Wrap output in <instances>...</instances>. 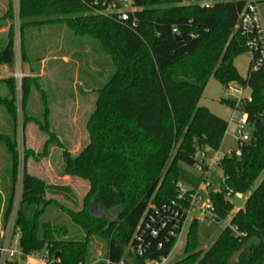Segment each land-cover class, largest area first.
<instances>
[{"label":"trees","instance_id":"16d2710c","mask_svg":"<svg viewBox=\"0 0 264 264\" xmlns=\"http://www.w3.org/2000/svg\"><path fill=\"white\" fill-rule=\"evenodd\" d=\"M92 1L18 0L22 42L27 28L63 23L76 36L96 41L111 66L108 81L94 88L97 98L87 121L88 144L77 154L63 153L62 175L90 184L83 206L76 211L47 200L48 189L64 195L71 189L48 185L23 169L18 214L22 252H47L50 264H144L171 255L186 219L181 208L188 206L193 192L179 198V163L191 167L201 163L207 172L209 166L198 156L218 151L229 127L227 120L199 105L213 78L226 88L236 83L251 90V101L243 100L242 111L253 132L240 145L241 156L232 151L217 162L227 189L209 191L208 196L224 220L234 209L226 193L248 196L206 250L202 247L218 225L192 219L183 255L168 264H264V179L253 189L264 170V64L257 72L249 70L246 78L234 64L237 56L248 52L236 29L246 0H223L209 8L182 5L180 0H138L136 26L96 13ZM13 40L0 53V65L14 68ZM34 80L23 79L24 104ZM4 82L8 89L0 96V107L13 121V129L0 132L9 157L1 180L10 182L6 196L10 205L20 163L17 85L13 76ZM221 102L236 108V102ZM33 120L49 135L44 154L58 137L47 122ZM27 155L24 151V163ZM54 206L70 218L74 232L61 217L47 218ZM93 238L106 245L98 261H90Z\"/></svg>","mask_w":264,"mask_h":264},{"label":"rangeland","instance_id":"374dc122","mask_svg":"<svg viewBox=\"0 0 264 264\" xmlns=\"http://www.w3.org/2000/svg\"><path fill=\"white\" fill-rule=\"evenodd\" d=\"M258 8L261 16L262 26L264 28V0H258ZM4 4L11 8V0H0V6ZM14 12L9 14L12 26L9 32L10 41L18 37L17 42L22 40L20 31V18L18 14V0L13 2ZM52 30L48 32V37L56 40V110L53 112L40 109L41 97H34L28 102V106L23 103L22 94L19 102H21V118L16 120L17 128V142L18 148L28 153L25 163L21 164V171L26 169L32 175H35L45 181L48 185L66 186L71 189L67 195L56 193L52 189L45 192L47 200L58 201L60 204L73 209L80 210L83 206L84 199L89 191L90 184L87 180L70 175H62L65 151L71 154H77L89 142V135L87 131V121L91 112L94 109L97 98L94 88L102 86L110 78L111 66L109 59L101 51L99 44L90 37H78L63 23H56ZM52 32V33H51ZM13 36V37H12ZM18 46L16 51V62L22 64V55L18 54ZM22 52V51H21ZM19 55V56H18ZM68 57L67 62H63V57ZM70 57V58H69ZM253 55L249 52L237 56L234 64L244 78L247 77L249 71V64ZM19 60V61H18ZM39 66V65H38ZM14 72L13 67H9L8 73ZM32 78V77H31ZM241 93L237 91H230L220 82L215 79H210L205 87L203 96L199 102L200 106L207 107L215 115L227 120L229 127L221 142L218 151H214L211 156H198L199 160L204 159L205 164L209 166V170L199 171L196 166L191 167L184 163H179L180 170V184L184 189L208 194L212 188L225 192L227 186L224 182L223 172L217 165V162L225 155L232 151L238 152L240 150V143L235 136L237 121L243 113V103L239 102L240 97L248 98L251 95L249 88H240ZM226 99L231 102H239V107L232 108L227 103H222L221 100ZM18 103V101H17ZM237 109V110H236ZM0 132L10 133L13 129V121L6 114L5 110L0 107ZM29 119L25 124L24 118ZM37 119L41 123L47 122L49 129L58 137L49 150L43 154L45 139L49 135L39 126ZM21 120V121H20ZM24 123V124H23ZM46 126V127H47ZM252 134L253 127L248 125L245 130ZM47 141V140H46ZM9 163L7 149L2 142H0V192L1 195L7 196L8 186L10 182L8 179L1 180V175ZM207 176V178H206ZM264 179V170L260 173L255 181L253 189H255ZM248 194L235 193L232 195V203L235 211H232V216L237 210L244 206ZM61 217L65 220L70 232L76 230L75 225L70 221L64 213L54 206L50 209L47 218ZM228 217L225 222L218 224V230L212 238L202 247L206 250L212 241L217 237L219 231L223 228L225 223L229 222ZM192 217L187 221L186 228L177 240L176 246L170 255V262L179 259L183 255V247L186 243L187 232ZM105 242L99 238L91 239L90 243V261H98L105 255ZM128 259H130L128 257Z\"/></svg>","mask_w":264,"mask_h":264},{"label":"built area","instance_id":"2783aa9c","mask_svg":"<svg viewBox=\"0 0 264 264\" xmlns=\"http://www.w3.org/2000/svg\"><path fill=\"white\" fill-rule=\"evenodd\" d=\"M137 1L138 0H93L92 2L96 13L115 15L119 19L130 21L132 25L136 26L138 24V19L135 16V12L139 9L137 7ZM221 1L223 0H180V4L197 5L200 7L209 8L215 3ZM236 29L244 38L245 48L253 55L249 64V70L251 72L259 71L264 64V28L262 26L257 0H246L245 7L239 15ZM16 40H18V37ZM19 45L20 43L16 41L15 48L18 46V54H20ZM13 77L15 78L17 85V113L19 120L22 115L21 102H19V99L22 94V83L24 79V73L22 71L20 62L15 63ZM227 88L230 91H237L241 93V87L236 83L229 84ZM244 99L246 101H251V97L245 98L242 95V97L239 99V102L243 103ZM239 102H236V108L239 107ZM247 126V115L243 112L237 121V127L235 130V136L237 137L240 145L250 140V134L245 131ZM18 151L20 162L19 172L14 187L11 204L7 205V197L5 195L2 196V202L0 204V264H7L10 261L22 264L21 261H19L20 257H24L27 260L39 259L45 264H50L48 261L47 252L31 253L25 255L20 248L22 229L18 225V214L20 210L23 187V171H21V164H24V151L22 154L20 148H18ZM236 155L241 156V151L239 150L236 152ZM196 167L199 171H205L204 165L201 163L196 164ZM188 191L190 190L184 189L183 186H181L179 198H184ZM225 197L227 200L231 201V192H227ZM187 201L188 206L181 208L186 214V219L183 222L179 233L176 234L177 240L185 230L190 216L192 219L206 222L209 225H218L221 222H225L226 219L224 220L219 216L217 208L209 198L208 194L206 195L193 191L188 195ZM227 224H229V222L225 223V225ZM233 229L237 231V227H233ZM152 234L154 236L157 235V231H152ZM139 253L142 254L141 249H139ZM169 262L170 255L160 260L146 261L144 264H168Z\"/></svg>","mask_w":264,"mask_h":264},{"label":"crops","instance_id":"0c3cea01","mask_svg":"<svg viewBox=\"0 0 264 264\" xmlns=\"http://www.w3.org/2000/svg\"><path fill=\"white\" fill-rule=\"evenodd\" d=\"M8 10V7L4 4L0 6V53L10 42L9 32L12 22L8 14H6ZM53 25L54 24H45L39 27L27 28L23 34V42H19L21 55L23 43L24 54L22 56L23 62L21 67L24 77L36 79L32 82V87L25 105L28 106L31 97H34L36 101V98L40 96L41 111L48 110L50 112L56 110L54 108L56 106V40L51 36L48 37V32L52 30L51 26ZM16 41L15 39V46ZM62 60L63 62H67L68 57L64 56ZM8 69V66L0 65V96H5L7 94L8 87L4 80L13 76V71L8 73ZM46 140L47 139H45L44 142H46ZM212 189L216 190V188ZM229 217L231 218V216ZM19 261H21L22 264H45L39 259L27 260L24 257H20Z\"/></svg>","mask_w":264,"mask_h":264},{"label":"water","instance_id":"95a60500","mask_svg":"<svg viewBox=\"0 0 264 264\" xmlns=\"http://www.w3.org/2000/svg\"><path fill=\"white\" fill-rule=\"evenodd\" d=\"M214 189H211V191H213Z\"/></svg>","mask_w":264,"mask_h":264}]
</instances>
